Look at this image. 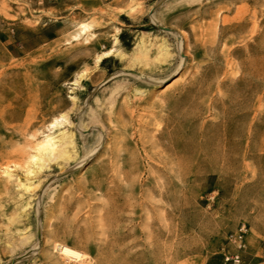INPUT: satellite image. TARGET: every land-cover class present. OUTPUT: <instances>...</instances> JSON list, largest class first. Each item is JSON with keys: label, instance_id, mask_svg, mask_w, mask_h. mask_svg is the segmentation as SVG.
<instances>
[{"label": "rangeland", "instance_id": "374dc122", "mask_svg": "<svg viewBox=\"0 0 264 264\" xmlns=\"http://www.w3.org/2000/svg\"><path fill=\"white\" fill-rule=\"evenodd\" d=\"M48 21L34 53L0 41V264H225L242 226L264 261V0H0V33ZM63 133L69 159L30 164Z\"/></svg>", "mask_w": 264, "mask_h": 264}, {"label": "bare ground", "instance_id": "6f19581e", "mask_svg": "<svg viewBox=\"0 0 264 264\" xmlns=\"http://www.w3.org/2000/svg\"><path fill=\"white\" fill-rule=\"evenodd\" d=\"M185 3H186V0H185ZM141 12H142V10L140 7H132V8H130V11H128L126 13L128 14L127 16H131L133 19H136V18H138L139 14ZM124 15H125V13H124ZM154 21L156 22V19ZM81 28H82L81 34H83L86 30H88V27L86 24H83L81 26ZM194 36L196 37V34ZM179 39H180V37L179 38L176 37V41H177V45H176L177 48L176 49L178 50V52L185 49L184 42H182V41L180 42ZM144 41L145 40H144V36H143V37H141V39L139 40V43L137 44V46L135 48V54L131 58H128L127 54L124 53L122 50L115 49L119 45V39L117 37H115L114 38L115 46L113 47V49H110V50L104 52L103 54L99 55L97 57V60H95L96 64L99 65V63H101L104 59L111 57L112 55L116 54L121 59V61L123 62V65H126L128 67H134L136 65V63L138 61H140L142 55L148 54L151 50H153L152 48L154 46H156V45H150L148 47V46H146ZM161 41H162L161 44L157 47L159 54L164 58H173L171 56V49H170V45L168 44V42L166 40H161ZM186 42H189V41H186ZM173 71H174V69H173ZM134 80L142 83L140 80H144V77L140 76V77L135 78ZM59 125H60L59 122H55L52 124V127L56 128ZM70 148H72L73 150L77 149L76 142L74 139V134L63 133L61 136H59V139H57V137H53V136H46L44 141L37 146L36 153L31 155L30 164L32 163V164H34V166L35 165L38 166L37 170H40V169L44 168L47 165V163H49L51 161H56V160H61V159H65V160L69 159L68 156H70V150H68V149H70ZM33 172H35V170L29 171V173H33ZM6 174L11 176V173L8 170H6ZM21 187L26 188L27 187L26 183L25 184L21 183ZM59 251H60L61 255H63L64 257H66L68 259H71L72 261H75L76 263L84 262L87 259V256L83 252L80 253V251L74 247L70 248V247H61L60 246Z\"/></svg>", "mask_w": 264, "mask_h": 264}, {"label": "crops", "instance_id": "0c3cea01", "mask_svg": "<svg viewBox=\"0 0 264 264\" xmlns=\"http://www.w3.org/2000/svg\"><path fill=\"white\" fill-rule=\"evenodd\" d=\"M61 34V26L56 21H48L38 26L16 25L9 30L1 31L0 41L11 51L21 49L26 53H34L57 40ZM249 264H264V261L256 259Z\"/></svg>", "mask_w": 264, "mask_h": 264}, {"label": "built area", "instance_id": "2783aa9c", "mask_svg": "<svg viewBox=\"0 0 264 264\" xmlns=\"http://www.w3.org/2000/svg\"><path fill=\"white\" fill-rule=\"evenodd\" d=\"M248 229L246 226H242L241 229L230 237V244L233 247V252H227L224 254L225 264H247L244 260V253L247 251L246 236Z\"/></svg>", "mask_w": 264, "mask_h": 264}]
</instances>
